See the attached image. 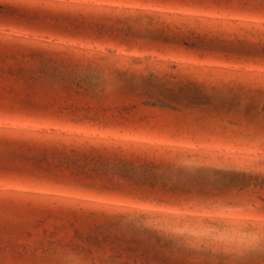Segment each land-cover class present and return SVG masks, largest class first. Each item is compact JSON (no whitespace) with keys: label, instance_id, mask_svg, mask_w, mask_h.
Listing matches in <instances>:
<instances>
[{"label":"rangeland","instance_id":"rangeland-1","mask_svg":"<svg viewBox=\"0 0 264 264\" xmlns=\"http://www.w3.org/2000/svg\"><path fill=\"white\" fill-rule=\"evenodd\" d=\"M0 264H264V0H0Z\"/></svg>","mask_w":264,"mask_h":264}]
</instances>
